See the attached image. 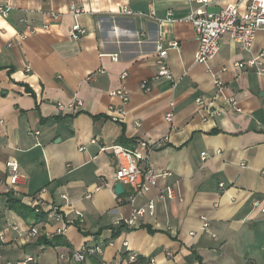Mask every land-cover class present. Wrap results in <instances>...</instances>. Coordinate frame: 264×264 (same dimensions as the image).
<instances>
[{
    "label": "crops",
    "instance_id": "crops-1",
    "mask_svg": "<svg viewBox=\"0 0 264 264\" xmlns=\"http://www.w3.org/2000/svg\"><path fill=\"white\" fill-rule=\"evenodd\" d=\"M233 2L210 0L208 10L217 13ZM0 3L11 9L8 16H0L3 261L34 256L36 264H66L60 256L85 242L112 240L114 246H105L103 255L90 264H128L129 252L156 264H264V75L241 72L236 66L250 54L226 35L220 53L207 64H197V36L187 20L198 7L190 0ZM73 6L85 13L74 17ZM124 7L146 15L153 10L156 17L125 16ZM51 12L59 17L50 18ZM76 24L87 31L79 40L70 36ZM159 42L179 44V50L169 51L168 59L174 75L181 78L175 90L164 79L151 81L157 73ZM262 50L264 32L257 34L252 55ZM112 55H118L119 61L114 62ZM123 73L128 74L124 81ZM214 76L223 81L225 95L237 99L241 113L215 98ZM144 81H151V91L141 88ZM121 87L129 99L123 121L114 122L110 108L122 104V99L112 93ZM200 98L205 100L202 107L197 103ZM76 101L82 106L70 108ZM59 103L66 108L60 110ZM208 106L217 113L200 115ZM172 111L174 119L168 122L166 115ZM122 137L125 143L120 142ZM165 137L169 141L152 155V163L172 175L160 179L138 201L143 205L155 200L156 214L118 235L115 222L130 217L132 208L118 203L116 161L110 151L101 149L133 148L139 140ZM9 160L18 162L22 175L13 190L8 186ZM102 181L106 186L97 191ZM167 186L180 199L158 200ZM44 188L48 191L42 195ZM62 193L69 204L60 198ZM89 193L92 197L86 198ZM40 195L61 205L69 219H76L75 210L82 212L83 222L54 238L52 222L29 212L22 216L9 203L12 198L29 208V197ZM203 218L208 220L207 230L201 229ZM34 225L41 234L32 240L10 229L17 226L23 233ZM124 241L128 248L123 247ZM41 255L49 262L40 261Z\"/></svg>",
    "mask_w": 264,
    "mask_h": 264
},
{
    "label": "built area",
    "instance_id": "built-area-1",
    "mask_svg": "<svg viewBox=\"0 0 264 264\" xmlns=\"http://www.w3.org/2000/svg\"><path fill=\"white\" fill-rule=\"evenodd\" d=\"M198 8H196L188 18V22L191 23L197 36L198 47L195 53V62L197 64H207L213 60L221 50L220 42L222 37L229 36L242 52L250 54V57L246 60H242L236 64L237 68L241 72L253 71L257 74L264 75V50L257 55H252L253 46L256 40V36L260 32H264V0H235V2L227 5L225 8L217 13L210 12L208 6L210 0H190ZM10 7L6 4L0 3V16H8ZM70 11L74 17H79L85 13L82 8L75 6L70 8ZM122 15L125 16H149L155 18L156 14L152 10L149 15L138 12H133L130 8L124 7L121 11ZM50 18L56 19L59 17L57 12H51ZM169 19L172 18V13L168 15ZM31 33L36 32V28L27 26ZM44 29H48L49 25L45 24ZM1 33V30H0ZM87 34L85 28L81 25L76 24L73 26L70 36L74 40H79ZM22 37L25 34L21 35ZM171 49L179 50L178 42H171L168 46H164L162 43H158L156 51V66L157 73L154 75L151 81H158L164 79L171 83V87L175 90L181 78L174 75L172 72L168 59L169 51ZM114 62L119 61L118 55H112ZM27 71L31 70L30 66L26 67ZM128 74L123 73L121 80H126ZM214 84L216 86L215 98L222 99L229 107L235 112L241 113L242 109L236 98L225 95L224 83L217 76L213 77ZM144 81L141 84V88L147 92L151 91L150 82ZM113 96H119L122 99V104L119 106L111 107L110 119L114 122H122L125 115L124 105L128 102V94L124 87L112 93ZM200 107L205 104V100L200 98L197 100ZM76 106H82L81 101H76L75 104H71L70 108ZM174 107V103H171ZM58 107L60 110L66 108L63 104L59 103ZM216 110H210V106L206 110L203 108L200 110V115L211 117L216 114ZM174 119V113L169 112L166 115V120L172 122ZM140 126V124H137ZM169 141L168 137L159 139L156 141L150 140H139L133 148H128L122 145H113L110 147H102V151H110L116 161V172H115V185L121 183L124 186V193L122 195H116L118 203H127L132 208L130 217L117 220L114 226L121 229V233L128 229H133L139 220L145 217H153L156 214L157 202L155 200H149L143 205H139L138 201L141 197H144L156 188L160 179H166L172 175L170 171H159L152 163V155L166 147ZM95 143V142H93ZM203 158L206 159V154H202ZM8 169V186L9 190H13V187L20 183L22 175L19 171V164L15 160H9L7 162ZM106 186L105 182L96 188L97 191L101 190ZM224 187V184H221ZM47 188L42 189V195L47 193ZM11 192V191H10ZM40 196L29 197L26 205L31 208L35 214L45 219L47 223H53L54 232L53 237L63 236L66 234L68 228L78 221L83 222V213L80 211H74L76 219H69L62 206L55 202H48ZM92 194H87L86 198H91ZM159 199L162 201H173L180 199L177 195L176 190L172 186L165 187L159 194ZM60 198L69 204V197L67 194H60ZM256 206L258 203L255 204ZM46 223V224H47ZM209 226L207 218H203L202 230H207ZM10 229L15 232L18 237H26L27 239H36L40 236L41 231L37 225L31 226L28 230L20 233L17 226H11ZM191 236H195V233H190ZM93 241V239H92ZM6 242V231H0V264H36V257L26 256L23 259L15 262L3 261L1 254L2 244ZM114 246V242L111 240L105 242H91L83 244L80 248L74 249L71 254L61 255L60 260L66 261V264H90L92 258L103 255L104 247ZM123 247L128 248V242H123ZM167 255L172 257L173 254L168 252ZM99 264H108L105 261L99 262ZM128 264H140L136 254L129 252ZM146 264H156L154 259L149 260Z\"/></svg>",
    "mask_w": 264,
    "mask_h": 264
},
{
    "label": "trees",
    "instance_id": "trees-1",
    "mask_svg": "<svg viewBox=\"0 0 264 264\" xmlns=\"http://www.w3.org/2000/svg\"><path fill=\"white\" fill-rule=\"evenodd\" d=\"M32 94V93H31ZM120 142H124L125 143V141H124V139H123V137H122V140L120 141ZM8 196H11V195H8ZM9 203H10V205H11V207L18 213V214H20V215H22V216H24V214L25 213H27V212H29V213H34V211L32 210V209H29V208H27V207H25L24 205H22L21 203H20V201H16V200H14V199H12V198H10L9 199ZM35 214V213H34ZM36 216H38L37 214H36ZM38 217H40V216H38ZM121 227L117 230V233L116 234H118L119 235V233L121 232ZM55 238V237H54ZM86 243H89V242H85L84 244H86ZM138 257V256H137ZM138 261H139V263L140 264H146V262H144V260L141 258V257H138Z\"/></svg>",
    "mask_w": 264,
    "mask_h": 264
},
{
    "label": "water",
    "instance_id": "water-1",
    "mask_svg": "<svg viewBox=\"0 0 264 264\" xmlns=\"http://www.w3.org/2000/svg\"><path fill=\"white\" fill-rule=\"evenodd\" d=\"M124 186L121 183H117L115 185V194L116 195H122L124 193Z\"/></svg>",
    "mask_w": 264,
    "mask_h": 264
},
{
    "label": "rangeland",
    "instance_id": "rangeland-1",
    "mask_svg": "<svg viewBox=\"0 0 264 264\" xmlns=\"http://www.w3.org/2000/svg\"><path fill=\"white\" fill-rule=\"evenodd\" d=\"M49 249H54V248L51 247V246H49ZM47 260H48V258H47L46 256L41 255L40 261H45V263H47V262H49V261H47ZM46 261H47V262H46Z\"/></svg>",
    "mask_w": 264,
    "mask_h": 264
}]
</instances>
